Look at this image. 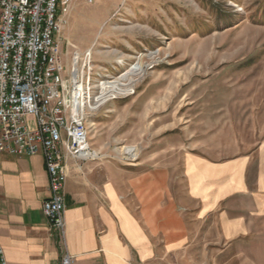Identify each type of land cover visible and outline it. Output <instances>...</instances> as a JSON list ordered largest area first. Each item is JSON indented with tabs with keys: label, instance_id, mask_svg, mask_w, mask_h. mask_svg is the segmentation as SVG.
Masks as SVG:
<instances>
[{
	"label": "rangeland",
	"instance_id": "rangeland-1",
	"mask_svg": "<svg viewBox=\"0 0 264 264\" xmlns=\"http://www.w3.org/2000/svg\"><path fill=\"white\" fill-rule=\"evenodd\" d=\"M91 48L96 72L129 90L101 108L103 154L124 168H145L148 154L156 170L174 168L176 203L184 198L172 155L180 138L181 152L213 163L248 159L250 186L264 184V0H75L62 34L65 74L73 52ZM138 63L141 72L121 79ZM146 110L154 130L142 133L136 118ZM254 227L234 242L212 232L166 264H264L263 220Z\"/></svg>",
	"mask_w": 264,
	"mask_h": 264
},
{
	"label": "crops",
	"instance_id": "crops-1",
	"mask_svg": "<svg viewBox=\"0 0 264 264\" xmlns=\"http://www.w3.org/2000/svg\"><path fill=\"white\" fill-rule=\"evenodd\" d=\"M106 111L89 119V140L99 159L67 160L65 243L42 211L50 196L43 156L0 153V250L8 264H61L66 252L73 264H166L170 253L212 232L234 242L264 222V184L258 178L257 188L250 186L248 159L213 163L181 152L180 138L179 152L166 153L183 170L184 198L176 203L169 188L174 168L156 170L149 154L142 160L145 168H124L112 154H103L100 115ZM143 112L136 118L138 129L153 131V115L150 122L149 110Z\"/></svg>",
	"mask_w": 264,
	"mask_h": 264
},
{
	"label": "built area",
	"instance_id": "built-area-1",
	"mask_svg": "<svg viewBox=\"0 0 264 264\" xmlns=\"http://www.w3.org/2000/svg\"><path fill=\"white\" fill-rule=\"evenodd\" d=\"M74 1L0 0V153L43 156L50 196L42 211L63 243L67 160L100 157L84 149L79 126L75 57L84 54L89 67L88 50L73 52L66 74L63 63L62 34ZM73 261L66 252L61 264ZM0 264H8L1 250Z\"/></svg>",
	"mask_w": 264,
	"mask_h": 264
},
{
	"label": "bare ground",
	"instance_id": "bare-ground-1",
	"mask_svg": "<svg viewBox=\"0 0 264 264\" xmlns=\"http://www.w3.org/2000/svg\"><path fill=\"white\" fill-rule=\"evenodd\" d=\"M88 2L92 3L93 0H88ZM88 59H90L89 67H87V63H83L84 54H77L75 57V67H77V72L81 73L77 74L76 82L77 107L80 109L79 126L83 136V147L85 150H88V154H96L89 140L88 119L109 101L117 99L120 94L122 95L121 92L129 90H126V88L123 90L122 87L126 85L119 82V80H113L109 75L96 72L92 48L88 50ZM141 71V65L138 63L134 67H131L129 72L127 71L128 73L125 77H128L129 73ZM125 152L133 154L135 153V149L133 147L127 148Z\"/></svg>",
	"mask_w": 264,
	"mask_h": 264
}]
</instances>
